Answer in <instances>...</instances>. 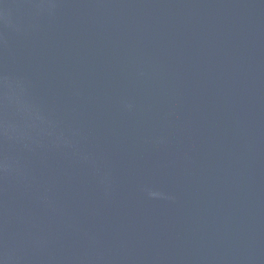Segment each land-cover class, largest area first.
I'll return each instance as SVG.
<instances>
[{
  "label": "water",
  "instance_id": "95a60500",
  "mask_svg": "<svg viewBox=\"0 0 264 264\" xmlns=\"http://www.w3.org/2000/svg\"><path fill=\"white\" fill-rule=\"evenodd\" d=\"M0 264H264V0H0Z\"/></svg>",
  "mask_w": 264,
  "mask_h": 264
}]
</instances>
